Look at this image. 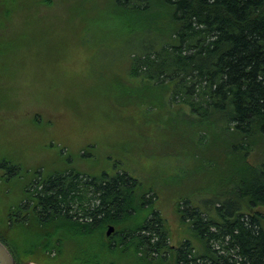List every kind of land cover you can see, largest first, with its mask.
<instances>
[{"label":"trees","instance_id":"trees-1","mask_svg":"<svg viewBox=\"0 0 264 264\" xmlns=\"http://www.w3.org/2000/svg\"><path fill=\"white\" fill-rule=\"evenodd\" d=\"M31 1L51 6V0ZM114 2L149 21L118 45V52L130 57L133 75L165 92L161 105L183 110L201 131L215 136V164L226 176L205 200L211 206L204 209L188 199L177 204L201 246L187 240L170 244L165 219L147 196L152 189L126 171L90 174L72 166L46 171L4 155L0 187L4 191L19 181V195L6 203L0 198V240L16 264H67L62 241L55 246L49 230L61 223L70 236L85 240L72 255L78 264H103L101 252L126 255L129 248L137 261L151 264H263L264 214L255 208L264 206V0ZM21 3L0 0V104L7 98L16 102L17 76L8 70L22 61L28 40L17 27ZM253 155L258 162L251 161ZM109 224L115 231L107 236ZM92 235L102 242L93 252Z\"/></svg>","mask_w":264,"mask_h":264},{"label":"rangeland","instance_id":"rangeland-1","mask_svg":"<svg viewBox=\"0 0 264 264\" xmlns=\"http://www.w3.org/2000/svg\"><path fill=\"white\" fill-rule=\"evenodd\" d=\"M21 2L17 27L28 40L22 61L8 70L17 76L16 102L7 98L0 104V155L46 171L68 166L90 174L126 171L152 189L147 196L154 197L152 207L165 219L168 242L178 246L187 240L200 247L177 204L188 199L209 207L205 200L213 197L225 170L215 164L213 132L201 131L183 110L161 105L165 92L135 77L130 57L118 52L120 41L149 21L114 0H51L47 7ZM250 158L259 161L257 155ZM18 195L19 181L4 191L0 187L4 203ZM255 210L264 214V206ZM49 230L55 246L63 243L61 259L78 264L72 255L85 240L70 236L65 224H50ZM88 239L95 243L91 252L102 244L96 235ZM100 254L103 264H151L137 261L131 248L126 255ZM84 256L90 259L91 253Z\"/></svg>","mask_w":264,"mask_h":264},{"label":"water","instance_id":"water-1","mask_svg":"<svg viewBox=\"0 0 264 264\" xmlns=\"http://www.w3.org/2000/svg\"><path fill=\"white\" fill-rule=\"evenodd\" d=\"M114 231H115V226L113 224H109L106 229V235L110 236ZM0 264H16L15 258L11 253L10 249L1 240H0ZM24 264H40V263L31 261V262H26Z\"/></svg>","mask_w":264,"mask_h":264}]
</instances>
